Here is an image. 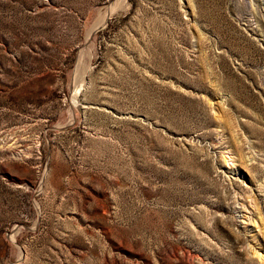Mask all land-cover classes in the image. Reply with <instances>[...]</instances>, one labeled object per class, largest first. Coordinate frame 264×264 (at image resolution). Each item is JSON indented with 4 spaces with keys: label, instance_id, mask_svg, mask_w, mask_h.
Instances as JSON below:
<instances>
[{
    "label": "rangeland",
    "instance_id": "1",
    "mask_svg": "<svg viewBox=\"0 0 264 264\" xmlns=\"http://www.w3.org/2000/svg\"><path fill=\"white\" fill-rule=\"evenodd\" d=\"M0 264H264V0H0Z\"/></svg>",
    "mask_w": 264,
    "mask_h": 264
}]
</instances>
